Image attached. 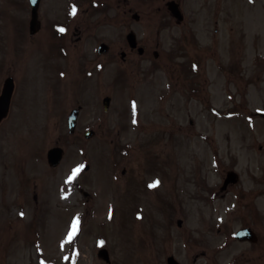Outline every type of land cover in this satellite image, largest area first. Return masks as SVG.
I'll return each instance as SVG.
<instances>
[{
    "label": "rangeland",
    "instance_id": "374dc122",
    "mask_svg": "<svg viewBox=\"0 0 264 264\" xmlns=\"http://www.w3.org/2000/svg\"><path fill=\"white\" fill-rule=\"evenodd\" d=\"M128 1L130 12H124L123 0H41V27L30 36L28 0H0V89L5 77L14 81L8 114L0 122V264H166L168 252L175 251V221L195 227L194 200H184L182 211L178 198L187 193L180 191L186 180L195 181L202 157L211 161V137L221 150L224 131H232L230 149L238 155L245 151L237 141L242 130L249 132V153L264 143V120L254 117L250 127L243 121L248 109L264 108V86L240 88L236 95V89L200 85L192 94L185 79L172 76L173 69L192 63L212 75L207 49L214 33L212 6L182 0L183 24L195 23L198 30L207 21L208 37L203 36L206 44L187 37L176 46L185 48L176 57L170 36L179 27L160 28L173 18L166 0ZM218 1L222 46L231 26L240 33L238 20L244 18L248 45L260 43L264 53V0ZM242 3L249 14H241ZM128 27L151 48L159 42L158 57L130 53L122 60ZM101 41L110 45L109 53H97ZM199 44L206 50L202 54ZM254 54L248 52L245 65L257 82L264 63L255 65ZM105 95L111 97L107 111L101 104ZM232 95L238 105H231ZM77 105L76 129L69 133L66 116ZM232 109L237 116L227 118ZM88 128L94 134L87 138ZM54 145L64 154L52 167L45 155ZM77 165L82 167L68 180ZM100 246L108 250V263L97 255ZM187 252L181 249L177 256L189 264Z\"/></svg>",
    "mask_w": 264,
    "mask_h": 264
},
{
    "label": "flooded vegetation",
    "instance_id": "af4514ba",
    "mask_svg": "<svg viewBox=\"0 0 264 264\" xmlns=\"http://www.w3.org/2000/svg\"><path fill=\"white\" fill-rule=\"evenodd\" d=\"M175 1L181 8L182 0ZM203 1L201 6L206 7ZM231 2L233 3L234 0H229V3ZM123 3L128 6L129 1L123 0ZM205 3L212 6L211 10L213 11L214 33L211 34L208 40L211 46L207 45V49H212V56L209 55L212 75L210 77L207 75L205 67L197 68V71L192 72L189 66L185 64L182 68L173 69L172 76L176 79H185L184 85L187 86L188 84L189 90H195V92L200 89V85L202 89L205 88L206 90L214 86L228 91L236 89V95H240V88L243 90L262 88L264 86L262 72L254 76L255 79H258L257 82L254 79L251 81L250 70L245 65L249 61L248 52H254L253 63L262 66L264 53L260 49L262 47L260 43H251V47L248 45L249 37L245 29L247 23L243 21L244 18H242L243 20H238L237 25L240 33L234 26L229 28L226 33L228 44L226 41V47H223L218 38L220 33L218 26L219 1L205 0ZM245 6L242 3L241 9L239 8L242 11V15L249 14V7ZM24 7L26 8V4H24ZM226 9L233 11L231 5L226 6ZM130 10L131 7L128 6L124 12H130ZM228 15L229 13H227ZM133 19L136 22L139 21V17ZM183 22L184 18H171L166 23L164 21L161 24V29L170 31L176 26L179 27L178 33L170 36L172 39L170 49L175 48L178 44L185 45L186 43L184 42L187 37L192 40L198 39L202 44H206V42H203V36L207 35L206 31H208L209 25L207 21L198 30L194 27L195 23L188 27ZM120 24V26H124L122 22ZM75 30L76 32L74 33H77L76 40L79 41L81 38L79 29L75 28ZM51 31L53 32L54 29L51 28ZM37 32L34 34L36 35ZM128 32L135 33L136 45L134 47H130L126 41ZM29 35L33 34L29 33ZM123 37L125 38L123 46H126L127 50L122 49L120 51L124 52V55L121 56L122 60L127 59L130 53H137L140 56L151 53L154 58L160 54L157 48L159 42L156 43L157 47L151 48L147 38L140 39L141 37H138L132 27L126 29ZM221 38L224 39L225 36L222 37L221 35ZM221 46L223 47L222 49L220 48ZM105 51L103 54L110 52V45ZM183 51H185V48L176 47L172 54L176 57L181 56ZM199 51L201 54L206 51L201 44H199ZM188 76H192L189 81H187ZM241 95L245 96L246 92L243 91ZM236 98L232 95L230 98L232 101L231 105H238L239 101H236ZM247 101L249 102L248 98L246 103ZM77 106L79 107L77 116H79L81 105ZM259 111H264V108L255 111L248 109V112L244 114L243 121L247 122V127L253 125L254 117L264 120V113H259ZM225 116L229 118L237 115L232 109ZM189 123L194 127L192 119L189 120ZM255 126L260 127V124H255ZM233 135L232 131H224V145L221 146V150H219L215 136L211 137L213 144H215L213 153H211V161L206 163L202 157L197 168L198 175L195 181L191 183L187 179L186 183H184L186 186L185 190H180L182 193L183 191L187 193H183L182 199L178 198L177 206L184 211V200H194L196 224L195 227L189 229L182 224V218H178L180 219L179 224L177 220L175 221L179 229L175 236L177 240L175 242V251L168 252L166 261L168 257H174L177 264H188L177 256V254L180 255L181 249H187V251L189 250L187 252L189 253V264H264V143L257 144V153H249L252 148L248 141L249 132L242 130L240 131V136H237V141L240 143L241 149L245 151L238 155L230 149L231 143L234 142L235 138ZM188 186H192V188ZM172 261L171 259L170 262Z\"/></svg>",
    "mask_w": 264,
    "mask_h": 264
},
{
    "label": "water",
    "instance_id": "95a60500",
    "mask_svg": "<svg viewBox=\"0 0 264 264\" xmlns=\"http://www.w3.org/2000/svg\"><path fill=\"white\" fill-rule=\"evenodd\" d=\"M39 1L40 0H29L30 6H31V17L29 20L30 32L36 31L39 25V20L37 17V8H38ZM170 8L172 9L174 14L180 16L177 13V11L174 9V7L171 6ZM128 41L131 43L132 46L135 44L134 37L132 34H128ZM106 48H107V45L105 43H101L98 46V51L102 52ZM12 86L13 85H12L11 78L6 79L4 82L3 88H2L1 95H0V119L6 114ZM102 103L104 105V108L107 109V106L109 103V97L107 96L104 97ZM76 115H77V109H73L68 115V124H69L70 130H72L75 125ZM91 133L92 131H87L85 134L86 136H88ZM61 156H62V149L58 146L52 147L47 151V160L50 165H56L59 162ZM98 255L108 260V253L106 249L104 248L100 249L98 251Z\"/></svg>",
    "mask_w": 264,
    "mask_h": 264
},
{
    "label": "snow or ice",
    "instance_id": "6c2138e0",
    "mask_svg": "<svg viewBox=\"0 0 264 264\" xmlns=\"http://www.w3.org/2000/svg\"><path fill=\"white\" fill-rule=\"evenodd\" d=\"M72 10H73V13H74L75 12V5H73V9ZM60 30L63 31L64 29L61 27ZM81 167H82V165H77L76 169L73 170V172L67 177V179L68 180H72L73 177L75 176L76 171H78ZM154 183H156V182H154ZM21 215H23V213H21ZM71 235H72V233L70 232L69 236H71Z\"/></svg>",
    "mask_w": 264,
    "mask_h": 264
}]
</instances>
